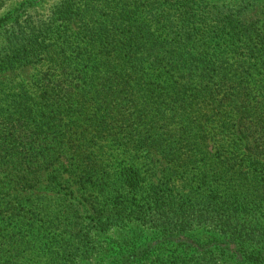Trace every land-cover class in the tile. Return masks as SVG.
<instances>
[{
	"label": "trees",
	"instance_id": "trees-1",
	"mask_svg": "<svg viewBox=\"0 0 264 264\" xmlns=\"http://www.w3.org/2000/svg\"><path fill=\"white\" fill-rule=\"evenodd\" d=\"M253 1L0 0V264H264Z\"/></svg>",
	"mask_w": 264,
	"mask_h": 264
},
{
	"label": "rangeland",
	"instance_id": "rangeland-1",
	"mask_svg": "<svg viewBox=\"0 0 264 264\" xmlns=\"http://www.w3.org/2000/svg\"><path fill=\"white\" fill-rule=\"evenodd\" d=\"M14 5L15 4L9 5L0 14H2L7 9H11ZM241 11H243L242 14L237 15L236 18L241 19L240 21L243 25L259 24L261 21H264V0L253 1L252 4L244 6ZM34 73L35 72L33 69H20L15 73H9L6 76L0 77V83L5 84L6 86L15 85L18 82L27 83L32 79ZM164 170L165 168L161 166L159 172L157 173L158 177L159 175L162 176ZM186 178L189 180V183L185 180L180 181V179L176 183L178 190L183 194H189L191 192V188L194 186L193 179H191L190 176H187ZM49 196L52 198L51 194H49Z\"/></svg>",
	"mask_w": 264,
	"mask_h": 264
}]
</instances>
